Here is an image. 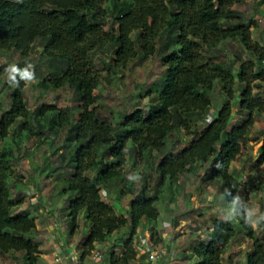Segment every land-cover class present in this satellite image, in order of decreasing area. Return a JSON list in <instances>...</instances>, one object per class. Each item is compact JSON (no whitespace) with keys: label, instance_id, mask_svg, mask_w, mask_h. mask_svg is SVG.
Wrapping results in <instances>:
<instances>
[{"label":"trees","instance_id":"obj_1","mask_svg":"<svg viewBox=\"0 0 264 264\" xmlns=\"http://www.w3.org/2000/svg\"><path fill=\"white\" fill-rule=\"evenodd\" d=\"M256 13L264 19V0H0V51L18 56L21 69L34 65L35 88H68L78 103L30 109L28 82L13 86L0 79V264L18 256L39 264L41 254L51 256L41 226L56 223L69 244L77 241L87 264L96 263L93 250L100 245L107 252L112 234L124 228L122 240L111 244L108 264H143L137 259L147 252L135 238L146 228L147 245L162 251L163 264H264V222L254 229L228 216L236 195L257 216L264 213V129L257 179L242 183L231 172L264 111V41L252 36L262 20ZM33 52L38 56L31 58ZM151 58L163 67L159 78L135 84L148 102L132 94L115 118L113 104L100 101L110 96L112 103L118 91H94L101 83L107 91L124 69ZM178 132L187 143L172 151L168 140ZM31 147L49 155L25 170L26 159L38 156ZM141 155L151 169L129 180L128 160ZM66 162L72 165L65 188L71 195L59 210L43 174L53 166L59 176ZM192 178L217 183L222 204L186 208L185 198L195 194L187 189ZM248 193L259 195L257 207ZM111 198L126 213L118 214ZM171 203L183 211L175 213ZM172 219L186 225L176 230ZM86 221L88 233L79 234ZM244 240L252 241L250 248H242Z\"/></svg>","mask_w":264,"mask_h":264},{"label":"rangeland","instance_id":"obj_2","mask_svg":"<svg viewBox=\"0 0 264 264\" xmlns=\"http://www.w3.org/2000/svg\"><path fill=\"white\" fill-rule=\"evenodd\" d=\"M262 19L259 15V13H256L255 16V20H259ZM259 27L255 28L253 30V38L254 41L260 42L261 44L263 43L262 41H264V19H262L261 21H258ZM241 45L239 44V46L237 48H235V51L238 52L241 49ZM38 56V52H33L31 55L32 57H36ZM106 57V56H105ZM108 58V56L106 57ZM105 58V59H106ZM243 58L244 60H248L250 58V54L249 53H245L243 52ZM248 58V59H247ZM107 61V60H106ZM18 62V56H14L12 55L10 52H3L0 51V66H2V70L0 72V79H1V83L5 80L8 79V73L5 71V69H7L9 67V65L11 64H16ZM162 69L163 67L161 66L160 63H158L157 61H155V59L151 58L147 61H145L144 63H135L134 65L130 66L129 68H126L123 70V72L121 73V76L119 77V82H117L116 84H113L109 87V89L106 91L104 86L102 85V83L96 88V90L94 91L95 94L97 93H108L110 91H112L113 93L118 91V93H116L114 96V100L111 103L110 100V96L101 98L100 102H104V103H110L112 105V111H114L115 113L113 114V116L115 118H117V116H119L118 114L121 113L124 104L126 102V100L129 98L130 95L135 94L134 96H137V100H141L142 104L147 103V98L144 97V99H140L138 97V92L139 90L136 91L135 89V84L139 83L142 86H148L151 85L152 82H154L155 80H157L160 76V74L162 73ZM107 72V69H105L104 71H102V75H105ZM33 82L28 81V87H29V93H28V97H30V103L28 104L30 109L35 108L37 105L39 104H52L55 103L57 105L58 108H66L67 106H71V105H76L78 103H73L72 101V96H71V91L66 88V89H61L59 91L57 90H53L50 89L49 91L45 90L44 88L41 87H37L35 88L33 85ZM254 85V93H257L258 91V87L256 86V83L253 84ZM264 85V84H263ZM120 90L122 93H120ZM220 91L216 89L213 90V99L215 102H219L220 99ZM235 96H237V94H235ZM236 99V97L234 98ZM130 102H133V99H129ZM214 109V108H213ZM213 109L211 110L210 113H213ZM210 115V114H209ZM213 116H208V118H212ZM207 118V119H208ZM264 129V111L262 114L257 115L255 122H254V127H253V133L251 134V137L248 139L247 143L244 145V150L243 152L237 157V159L232 163V167H231V172L234 174L235 177H237V175H241L243 177L242 179V183H244L247 179L252 178L253 180H256V176L258 177V175H256L255 170H256V165H255V160L257 159L258 155H259V150H260V146L262 145V135L260 133L261 130ZM184 134L181 132H178L176 134L173 135V137L168 140V144L167 147L168 149L172 150V151H176L180 148H182L186 143H187V139L184 138ZM180 138L181 141H180ZM190 138V137H188ZM30 151L35 152L38 154V156H34L33 154H31L26 160H27V166H25V170H27L29 167L28 165L32 164V161H36L37 163H39L40 165L43 164L44 160L48 157L49 151H45V150H38L39 152H37L35 149H33V147L30 148ZM154 155H156V157L154 159H160V155L161 152L159 151H154L153 152ZM131 158H129L127 166L129 165L128 169H131L132 172L134 173L133 175H136V173L138 172H143V171H150L151 167L148 166V163L146 162L145 157L142 155L139 156V159H135L134 157L130 156ZM251 160V162L247 161V160ZM136 160L137 162L134 163L133 161ZM71 165V163L66 162L63 166H61L59 168V171L61 172V174L59 176H57L56 172H52L54 170L53 166H49L45 173L43 174L47 180L51 181V188L53 189L52 191V195L53 197L51 198L52 200V205L54 208L61 210L64 207L66 198L69 197V195H71L69 192L65 191V188L67 186V179H68V172L70 171V167L68 166ZM245 168V170H243ZM127 169V170H128ZM203 170V169H202ZM201 170V171H202ZM260 173H264V167L259 169ZM203 173V172H202ZM130 174H128L127 176H129ZM43 176V177H44ZM183 176L180 177L181 181H185L183 180ZM193 184H191L189 187H187V189L190 192H194L195 194H192L190 197V201H187V199L185 198L187 204H186V208L191 207V206H204L205 208L207 207L208 204L212 203L216 206H220L222 204V192L223 190L221 189V187L217 184V183H205L203 182V180H197L196 178H192ZM113 184V182H112ZM118 187V186H117ZM117 187L112 191V193L115 192V190H117ZM112 189V186H111ZM30 190H35L32 186L30 187ZM165 192L167 195H169L168 193L170 192V190L165 189ZM111 193V194H112ZM248 198L249 201L252 203H254V206L257 203V200H259V195L257 194H251L248 193ZM33 200H36L35 197H33ZM167 200V199H166ZM164 200V201H166ZM108 201L114 206V208L116 209V212L118 214H124L126 213V209L121 207L119 202L117 200H115L114 198L108 199ZM166 204H164V206L162 205V207H165ZM170 207L174 210V212H178L181 213L183 210L178 208V206H176L174 203L170 204ZM257 207V205H256ZM163 209V208H162ZM165 208H164V212H165ZM83 216V215H82ZM211 214H208L207 216H205L208 220L211 219ZM87 222V221H86ZM82 224V223H81ZM171 224L175 226V229L178 230L179 228H184V225H186L185 222H179V221H174L173 219L171 220ZM89 222H87V225H82L81 229L79 231V234L82 235H86L88 233L89 230ZM200 226V225H199ZM206 227V224L201 223L200 227ZM203 228V227H202ZM41 229L43 231V229H45V236L44 238L46 240H50L51 238H54L57 242V244L60 243H64L65 246H73L74 248H77V241L75 240L74 243L69 244L67 242V240L65 239V233L66 231L62 232V226H60L58 223L54 224V226L52 225H43L41 226ZM126 228H124L122 231H117L115 233L112 234V236L110 237V239L108 240V242L106 243V245H109L108 247V251H102L98 246V251H101L103 253L104 256V264H108L109 263V249L111 247V244L116 242L117 239L122 236L123 233H125ZM65 235H64V234ZM51 237V238H50ZM139 238L141 240V244L137 243V241H139ZM150 238L149 235V231L148 229H140L139 234L137 236V239L135 238V244H138V247L141 248L143 246L144 240L148 242V240ZM120 242L122 239H118ZM48 241L46 242L48 244ZM140 244V246H139ZM252 244V241H247L244 240L242 242V248L243 249H248L250 248ZM105 245V246H106ZM104 245H102V247H105ZM137 246V245H136ZM156 247H159V245H157ZM52 254L51 256L48 255L47 253H43L41 254V259H39V264H55L53 260V252H54V248L52 247ZM139 258L137 259L140 263L141 261H143V264H149L147 263V259L146 256L144 259H142L141 254L140 256H138ZM43 258V259H42ZM164 258H162L160 260V264H163ZM90 263V262H87ZM13 264H24L23 259H21L19 256L15 257ZM142 264V263H141Z\"/></svg>","mask_w":264,"mask_h":264},{"label":"clouds","instance_id":"obj_3","mask_svg":"<svg viewBox=\"0 0 264 264\" xmlns=\"http://www.w3.org/2000/svg\"><path fill=\"white\" fill-rule=\"evenodd\" d=\"M5 71L8 73V82L13 86H19L20 80L25 82L35 80V70L34 65L31 63H27V66L21 69L16 64H11ZM19 77V80L17 79ZM211 116V114L209 115ZM212 118H208L211 120ZM129 180L135 181L139 179L136 175H129ZM231 194V193H229ZM243 204L244 211L238 212L237 206ZM230 220H235L238 217L244 219L245 223L251 226L252 228H256L259 224L264 222V213L257 216L256 210L249 207L239 195L233 197L232 200V209L228 213Z\"/></svg>","mask_w":264,"mask_h":264},{"label":"built area","instance_id":"obj_4","mask_svg":"<svg viewBox=\"0 0 264 264\" xmlns=\"http://www.w3.org/2000/svg\"><path fill=\"white\" fill-rule=\"evenodd\" d=\"M49 242L56 252L54 253L55 264H87L81 261V253L77 248L65 246L64 243L57 244L54 238H51ZM142 248L147 252L146 259L149 264H160V260L163 258V253L160 249L151 248L146 241H144ZM91 256L96 262L94 264H104V256L101 251L93 250Z\"/></svg>","mask_w":264,"mask_h":264},{"label":"crops","instance_id":"obj_5","mask_svg":"<svg viewBox=\"0 0 264 264\" xmlns=\"http://www.w3.org/2000/svg\"><path fill=\"white\" fill-rule=\"evenodd\" d=\"M54 253H56V252H55V251L53 252V260H52V261H54V258H55V257H54Z\"/></svg>","mask_w":264,"mask_h":264}]
</instances>
